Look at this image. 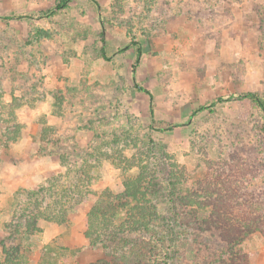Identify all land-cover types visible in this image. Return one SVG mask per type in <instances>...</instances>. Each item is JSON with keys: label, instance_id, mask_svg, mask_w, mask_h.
Listing matches in <instances>:
<instances>
[{"label": "rangeland", "instance_id": "obj_1", "mask_svg": "<svg viewBox=\"0 0 264 264\" xmlns=\"http://www.w3.org/2000/svg\"><path fill=\"white\" fill-rule=\"evenodd\" d=\"M57 1L0 0V239L18 190L44 185L66 216L38 222L26 264L104 256L84 234L98 202L117 225L149 214L120 235L136 255L173 229L172 264H264V233L233 251L207 223L264 206V110L229 98L264 100V0H72L46 16ZM142 173L138 202L126 184Z\"/></svg>", "mask_w": 264, "mask_h": 264}, {"label": "trees", "instance_id": "obj_2", "mask_svg": "<svg viewBox=\"0 0 264 264\" xmlns=\"http://www.w3.org/2000/svg\"><path fill=\"white\" fill-rule=\"evenodd\" d=\"M71 1L72 0H58L54 7L49 9L45 15L52 16L56 14L58 11L67 8ZM102 38L104 44L101 48V54L103 58L109 60L110 56L107 55L105 45L106 39L103 31ZM127 48H129V44L122 47L120 50H126ZM141 55L142 48L139 46L137 48L134 66L140 63ZM137 87L140 90H144L139 86ZM144 91L149 93L147 90ZM229 98L236 100L249 99L259 108L264 110V100L256 93L246 92L239 95H232ZM215 103L216 102H213L212 105H215ZM204 108L205 106H201L197 110H202ZM197 110H195L193 114H196ZM13 132L15 135L12 139L17 140L20 132L19 124L16 125V129ZM144 176L145 173H142L136 178V180H130L126 184L128 186L127 188L134 187V191L129 192V195L134 196V198H138V195L141 193L139 184L142 183ZM48 182L52 183L53 180H49ZM171 184L173 185L174 182ZM52 190V188L44 185H41L36 190H18V193L26 194V198L18 201V206L13 213L12 220L4 225V230H6L7 234L0 239V246L2 249V252L0 253V264H26L25 250L23 246H25V242L32 234L40 231L38 222L41 219L57 223H62V221L65 220L63 218L66 216V212L62 208V205L64 204L62 202V198L54 199L57 202L55 201L54 204H52V202L48 200L46 201V197L43 196V194H46L45 192H48V196L52 195ZM65 195L67 196L68 194ZM57 197H62V195H57L54 198ZM139 198L138 202H142ZM190 202L192 206L195 199L192 198ZM228 202L229 199H224L221 202L220 208L222 209V206L225 204L226 207L231 206ZM101 204V202H98L88 213L85 225L86 230L84 232L90 245L93 247L100 246L104 253V256L93 264H154L155 260L158 261V264H172V258L177 246V244L173 242L174 239L172 238L173 229L167 232L165 240H151L149 245L146 246L147 253H145L144 247L143 249L140 248V250H143V253H141V255H136V253L132 252L133 250L128 251L124 249L125 247L130 246V243L129 241H126V239L119 240L122 239L120 235L123 236L125 232L132 233L147 229L149 226L141 223L139 218H142L145 223H147V217L149 214L144 213L143 208H140L139 218L129 221L128 224L130 225L126 227L127 223L124 222L117 225V222L115 221V216L117 214L113 213L109 209L103 208ZM259 205L255 204V208L253 209L243 206L239 208L238 213L241 214L243 218V222H240L239 226L233 225L231 228H225L224 226H221L220 223H218L219 221H217V218H215L214 220L207 222L208 228L214 229V231H217L219 235H226V239L229 242L231 249L234 251L235 247L239 245L246 236L257 231L264 233V206L261 204ZM167 240H169V246L167 245ZM113 242H116L115 247L112 245ZM152 257H154L153 261Z\"/></svg>", "mask_w": 264, "mask_h": 264}]
</instances>
